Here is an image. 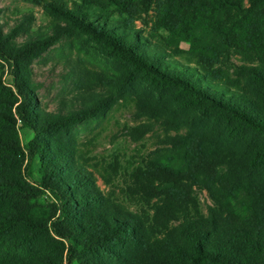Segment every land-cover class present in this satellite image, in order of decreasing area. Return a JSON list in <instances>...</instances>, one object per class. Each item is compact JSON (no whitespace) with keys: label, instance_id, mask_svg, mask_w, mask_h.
I'll use <instances>...</instances> for the list:
<instances>
[{"label":"trees","instance_id":"obj_1","mask_svg":"<svg viewBox=\"0 0 264 264\" xmlns=\"http://www.w3.org/2000/svg\"><path fill=\"white\" fill-rule=\"evenodd\" d=\"M23 1L60 37L0 23V264H264V0ZM63 38L72 102L48 112L32 65ZM128 107L140 147L91 155Z\"/></svg>","mask_w":264,"mask_h":264},{"label":"rangeland","instance_id":"obj_2","mask_svg":"<svg viewBox=\"0 0 264 264\" xmlns=\"http://www.w3.org/2000/svg\"><path fill=\"white\" fill-rule=\"evenodd\" d=\"M26 16H30L32 21L26 25V31L18 33V42L26 39L30 32H41L48 37L58 39L60 36L51 28V20L46 17L43 9L25 2L23 0H0V23L3 25L5 33L12 30L19 21ZM141 27V22L137 23ZM67 41L65 38L51 46L39 59L32 65V81L38 85L36 95L41 106L48 112H57L59 109H65L72 102V87L67 78L69 65L65 61L66 55L70 56L69 64L75 62L77 54L74 50L69 51L66 47ZM185 49H195L194 46L182 44ZM87 66L93 68L91 65ZM1 71V70H0ZM4 81L10 84L8 75H4ZM133 107L123 109H113L105 119H101L99 125L93 123L80 135L81 141L91 140L92 144L89 149L91 155L101 158L119 153L124 159H128L135 153V149L139 148L140 144H134L123 133L122 128L126 125H135L133 119ZM22 141L24 143L30 141L33 134L30 131L21 130ZM155 135H148L143 141L145 149L143 153L154 147ZM123 159V160H124ZM34 169H38V164L35 162ZM100 187L105 190V187L98 182ZM106 191V190H105ZM202 211L205 212V206L208 199L205 194L198 196Z\"/></svg>","mask_w":264,"mask_h":264}]
</instances>
